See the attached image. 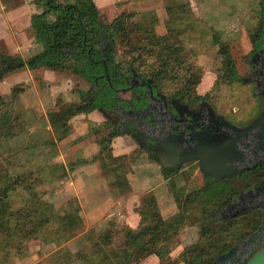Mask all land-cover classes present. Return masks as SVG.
<instances>
[{"label":"rangeland","instance_id":"rangeland-1","mask_svg":"<svg viewBox=\"0 0 264 264\" xmlns=\"http://www.w3.org/2000/svg\"><path fill=\"white\" fill-rule=\"evenodd\" d=\"M93 1L100 9L101 20L106 24L113 23L122 15H128L129 30L132 31L143 15L153 13L158 18L155 27L157 35L168 34L166 22L169 16L166 9L173 0ZM179 1L186 4L191 16L187 17L181 27L184 62L182 68L179 67V62L172 63V67L177 69L175 77L172 74L170 76V72L161 75V83L157 84L160 93L168 97L176 94L186 71L192 68V72L200 76V82L195 88L199 97L206 96L220 114L230 116L232 121L236 119L240 123H248L254 120L264 107V98L257 84L249 82L256 52L254 35L262 16L260 0ZM22 8H29L31 11L16 12ZM43 10L39 0H0V57L7 54L29 61L44 51L43 46L37 42L40 31L35 19ZM49 20L54 21V17L51 16ZM137 37H140L138 32L134 35L135 41ZM81 41L67 39L66 44L77 49L82 47ZM222 45L229 50V61L236 67L238 80H232L229 75L226 65L228 58L221 54ZM131 51V46L120 44L118 39L115 60L120 68L128 72L131 67L140 78L154 82L153 73L160 72L162 62H157L154 56H147L144 62H137L135 57L138 55ZM93 89L92 83L75 73L48 68L26 67L8 74L0 82V98H4L8 104L7 111L14 112L20 118L15 127L18 136L10 142H4L0 149V170L8 171L13 177L32 175V179L37 180L32 182L35 184L33 194L23 188H18L11 194L8 200L11 210L22 209L29 204L27 200L35 198L36 202H50L60 216L66 211H74L77 204L76 201L72 202L73 199L69 200L70 179L75 169L92 160L98 162L104 176H114L117 180H128L135 173L133 167L140 174V166L147 161L159 164L158 157L154 161L152 157L156 158L155 154L139 144L137 134L134 135L136 149L132 154L120 156L118 161H111L108 154L102 152L110 144L108 131L113 124L120 125L121 112L114 110L110 117L103 112H96L97 110L90 114L71 116L78 106L85 103L87 97L90 99ZM120 98L130 100L132 92H121ZM119 166V173L115 174L113 167ZM190 166L193 167L189 170L186 169L188 167L184 168V173L177 180L167 183L175 195L171 194L176 198L193 192H200L205 196L229 187L241 192L246 189V183L253 180L247 174L235 179L217 180V183L208 185L211 181L205 179L204 182L202 173L197 169L198 165L195 163ZM196 172L198 177H193L192 180ZM178 210V216L171 219L180 223L177 236L165 245L169 252L168 258L162 261L153 255L142 264H188L186 252L203 244V215L200 212H181L179 207ZM227 210L228 207L218 216L226 220L232 218L235 211L227 213ZM171 221L164 220L165 223ZM58 225L59 223L56 224ZM123 228L120 225L112 227L108 232L112 234V240L107 241L106 234L100 237L92 229L85 232L83 222L71 230H77L71 238L75 239L71 245L68 244L71 239L65 242L62 237V241L60 238L52 244L43 240L31 241L26 247H22V253L16 249L4 252L0 248V264H100V256L93 254L94 246L101 241L106 249L119 248L124 243ZM72 234L69 233L70 236ZM263 247L264 242L242 249L238 255L242 264ZM86 257L92 262L87 261Z\"/></svg>","mask_w":264,"mask_h":264},{"label":"trees","instance_id":"trees-1","mask_svg":"<svg viewBox=\"0 0 264 264\" xmlns=\"http://www.w3.org/2000/svg\"><path fill=\"white\" fill-rule=\"evenodd\" d=\"M39 1L44 12L35 17L40 31L37 42L43 46L44 51L29 61L3 54L0 57V82L8 74L26 67L75 73L92 83L94 89L90 92V99L87 97L85 103L78 106L71 116L90 114L96 110L109 113L120 107L143 110L150 101L144 86L134 87L130 100H121L120 90L129 87L127 81L132 77L133 70L130 67L128 72H124L115 60L118 39L120 44L132 47L131 52L138 55L135 61L144 62L147 56H154L157 62H162L160 72L153 73L156 85L161 83L159 79L164 73L170 72V76L171 74L176 76L177 69L172 67L173 62H179L178 65L182 68L184 47L180 39L181 27L184 26L187 17H191L186 4L182 1L173 0L167 6L168 34L164 36L156 33L158 18L153 13L143 15L131 31L128 15L120 16L111 24L104 23L100 18V9L93 0ZM260 3L262 16L254 35L256 51L264 49V0H260ZM51 16L54 17V21L49 20ZM137 32L140 37L135 41L134 35ZM67 39L71 41L81 39L82 47L71 48V45L66 44ZM221 54L228 58L226 65L231 79L238 80L236 67L229 61V50L225 45L221 46ZM199 82L200 76L192 72V68H188L181 82L182 85L173 96L183 101L190 99L189 101L194 104L200 100L195 89ZM0 107V149H2L4 142H10L18 136L15 127L20 118L14 112L7 111L8 104L4 98H0ZM108 132L110 144L103 148L102 152H106L111 161H118L120 157L115 158L112 154V141L123 135L134 138L138 130L132 126L113 124ZM152 159L156 161L157 157L153 156ZM119 169L120 166L113 167V172L118 174ZM163 173L166 178L176 174L170 169H163ZM31 176L25 174L13 177L8 171L0 170V248L4 252L16 249L22 253V247H26L27 243L34 240H43L47 244H52L60 238L62 241L64 237L63 240L66 242L77 231L71 230L83 223L79 209L66 211L60 216L50 202H36L35 198L27 200L29 204L22 209L11 210L8 200L18 188H23L30 194L34 193L35 184L32 182L37 180H33ZM208 180L211 181L208 185L218 182L213 179ZM239 195L240 192L229 187L205 196L200 192H193L185 197L176 198L181 212H200L206 221L202 224L201 243L203 244L186 252L188 264H214L218 257L242 244L262 226L264 210L259 208L245 209L228 220L218 216ZM72 202L75 203V200L73 199ZM138 213L141 217L139 228L133 230L125 226L124 243L119 248L106 249L101 241L96 243L93 254L100 256V264H142L153 255L158 256L162 261L168 258L169 252L166 251L165 245L177 236L180 223L164 222L157 200L152 194L142 199ZM58 223L59 225L56 226ZM70 232L73 233L71 236ZM43 234L45 236H42ZM111 237L112 234L108 233L106 240H112ZM86 260L91 261L88 257Z\"/></svg>","mask_w":264,"mask_h":264},{"label":"flooded vegetation","instance_id":"flooded-vegetation-1","mask_svg":"<svg viewBox=\"0 0 264 264\" xmlns=\"http://www.w3.org/2000/svg\"><path fill=\"white\" fill-rule=\"evenodd\" d=\"M252 65L254 70L250 74L249 82L257 84L264 98V49L255 52ZM133 71L132 77L127 81L129 87L121 89L120 93H133L134 87L144 86L150 101L143 110L125 109L123 107L116 109L115 111H120L122 114L120 125L125 122V126H132L138 130L136 134L139 137V144L149 148L152 154L158 157L161 167L162 159L173 165L176 155L182 159L192 153L200 155L202 147L207 144L206 149L212 148L213 151H216V148L220 151L229 149V161L226 163L227 168L224 173L236 172V170L229 169L231 166H237L239 170L245 169V171L222 179H214L212 176L202 174L204 182L205 179L216 181L235 179L249 174L253 180L246 183V189L240 192V195L228 209L235 205V208H232L230 212L249 208L264 210V125L259 124L253 129L241 133L264 116V107L263 111L248 123H240L236 119L232 121L229 119L230 116L220 114L206 96L200 97V100L194 104L188 100H180L173 95L168 97L160 93L153 80H145L138 75L134 77ZM135 80H138L139 84H136ZM151 89L153 97L151 96ZM174 100L184 106L181 116H178L173 107ZM147 107L150 108L148 113L142 114ZM112 112L103 113L110 117ZM195 163L200 171V159L187 162L181 167L167 169L174 170L177 174V171L181 172L186 167L188 170L191 169L193 166L190 165ZM200 173L202 172L200 171ZM261 188L262 190L258 191Z\"/></svg>","mask_w":264,"mask_h":264},{"label":"crops","instance_id":"crops-1","mask_svg":"<svg viewBox=\"0 0 264 264\" xmlns=\"http://www.w3.org/2000/svg\"><path fill=\"white\" fill-rule=\"evenodd\" d=\"M29 11H31L29 8H22L16 12ZM135 145L136 142L132 136H119L111 143L112 154L115 158L130 155L135 151ZM140 167V174L133 167L135 173L130 175L128 180L119 178V181L114 176H104L97 161H89L75 169L68 189L69 200L76 201L85 232L92 229L101 237L107 235L112 227L117 228L119 225L120 227L128 226L133 230L138 229L141 223L138 209L142 199L149 194L156 198L165 221H171L178 216L176 197L167 183L177 180L185 170L166 178L163 168L156 162L147 161ZM194 174L192 180L193 177H198V172ZM74 241L75 239H71L68 244L71 245Z\"/></svg>","mask_w":264,"mask_h":264},{"label":"water","instance_id":"water-1","mask_svg":"<svg viewBox=\"0 0 264 264\" xmlns=\"http://www.w3.org/2000/svg\"><path fill=\"white\" fill-rule=\"evenodd\" d=\"M134 77H136L135 73H134ZM135 83L139 84V81L135 80ZM142 85H145V84L142 83ZM151 96L153 97L152 89H151ZM173 107L176 110L178 116L179 115L181 116L182 115V109L184 108V106H181L178 101L174 100L173 101ZM149 109L150 108L147 107V109L142 114L148 113ZM259 124L264 125V116L259 118L253 124V126H250L248 129H246L242 132L241 131H239V132L245 133V132L253 129L254 127H256ZM234 145L236 147V144H234ZM206 146H208V144ZM206 146L202 147L200 155H194L192 153L190 156H187L186 158H183V159L179 158V155H176V157L174 158L175 163L173 165L168 163L167 160L162 159V161H161L162 167L164 169L171 168V167L177 168V167H181L183 164H185L187 162H191V161L200 159V161H201L200 171L202 172V174L212 176L214 179H222V178L232 177V176H235L236 174H238L240 172L245 171V169L239 170L237 168V166L236 167L231 166L229 169L233 170V171L236 170V172L230 173V174H225L224 172L226 171V168H227L226 163H227V161H229V149H227L225 151L224 150L220 151V149L216 148V151H218L216 153V151H213L212 148L206 149L207 148ZM214 150H215V148H214ZM260 190H262V188L259 189L258 191H260ZM232 208L234 209L235 205L230 207L227 210V213L232 211ZM243 211H244V209H240V210L236 211L231 217L236 216V215L242 213ZM263 242H264V223L258 229V231H256L253 235H251L248 238V240H246L243 244L236 246L235 248L231 249L226 254H223L220 257H218L217 260L214 262V264H242V262L240 261V259L238 257L239 252L251 244H254V243L262 244ZM245 264H264V247L262 249H260L258 252H256Z\"/></svg>","mask_w":264,"mask_h":264}]
</instances>
